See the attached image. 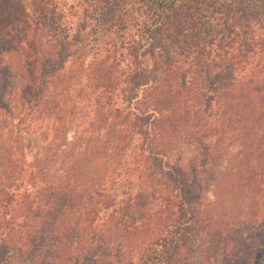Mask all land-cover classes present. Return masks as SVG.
Instances as JSON below:
<instances>
[{
    "label": "trees",
    "instance_id": "1",
    "mask_svg": "<svg viewBox=\"0 0 264 264\" xmlns=\"http://www.w3.org/2000/svg\"><path fill=\"white\" fill-rule=\"evenodd\" d=\"M176 1L116 0L100 40L0 0V264H264V58L210 84L227 45Z\"/></svg>",
    "mask_w": 264,
    "mask_h": 264
},
{
    "label": "rangeland",
    "instance_id": "2",
    "mask_svg": "<svg viewBox=\"0 0 264 264\" xmlns=\"http://www.w3.org/2000/svg\"><path fill=\"white\" fill-rule=\"evenodd\" d=\"M228 1L232 7V16H228L224 10H221ZM176 2L180 4L175 8L178 13H182V10L186 8L187 11H196L201 8L212 11L214 16L205 25L202 35L209 39L213 32L219 31L215 40H221L227 45L223 48L227 55L224 60L230 59V61L225 64L221 58L224 52L217 48L216 42L212 43V63L216 66L210 64L212 66L210 70L212 73L208 79L210 84L214 81L226 84L228 74L231 72L234 73L235 78L242 74L248 75V72L254 68L255 61L259 57L264 58V47L259 48L258 44L259 40L264 38V0H177ZM4 5L11 9L12 13H15L17 19L40 17L42 10L49 11L51 8H54V11L62 12L61 20L66 22V19L76 22L84 16L86 19L88 18V21H91V24L99 26L100 40L110 39V23L122 14L116 0H4ZM196 7L199 8L195 9ZM71 23L74 24V22ZM44 25L46 33L51 37L55 33L52 24L46 21ZM208 25L212 31H207ZM220 36L221 39H219ZM237 59L239 61L246 59V61L239 63L236 61ZM43 65L47 70L54 64L45 62ZM182 69L186 68L182 66ZM180 78L182 80V77ZM28 97L36 96L29 94ZM138 142L139 140L137 144ZM207 198L211 199L209 195ZM187 242L189 252L186 251V255L189 258L192 255H198L201 244L194 231H189ZM190 263L194 264L192 260Z\"/></svg>",
    "mask_w": 264,
    "mask_h": 264
}]
</instances>
